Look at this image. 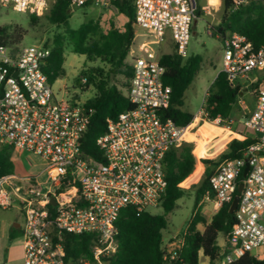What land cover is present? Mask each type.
Wrapping results in <instances>:
<instances>
[{"label": "built area", "instance_id": "2783aa9c", "mask_svg": "<svg viewBox=\"0 0 264 264\" xmlns=\"http://www.w3.org/2000/svg\"><path fill=\"white\" fill-rule=\"evenodd\" d=\"M56 1L0 0V7L40 17ZM67 1L75 9L91 4L113 8L114 0ZM232 1L238 6L250 0ZM195 11L194 0L134 1V27L145 32L146 40L130 47L132 77L124 96L131 108L106 119V131L96 140L100 159L81 149L91 109L85 103L57 100L42 71L50 48L0 46V145L39 158L40 174L46 176L43 183L40 175L25 176L19 179L21 184L12 182L17 178L13 174L0 177V210L18 202L23 215L21 264H66L57 240L62 233L94 235L93 261L80 259L77 264H103L102 259L117 250L116 224L122 212L129 210L139 217L149 208L160 207L167 187L165 155L185 141L182 137L189 125L180 127L163 119L171 89L162 82L165 69L153 46L165 43L169 34L177 55L186 58ZM208 34L212 35L210 29ZM216 38L222 49L219 73L231 87H251L255 96L254 108L242 123L256 135L255 144L242 158L223 161L216 168L199 203L212 204L217 212L232 201L242 184L234 225L220 246L222 262L230 264L264 247V156H260L264 152V45L255 50L237 33ZM255 72L261 73L260 78L245 84ZM85 83L82 78L81 84ZM237 103L245 110L241 98ZM204 116L201 107L192 122H205ZM179 248L180 244L169 246L165 258L173 260Z\"/></svg>", "mask_w": 264, "mask_h": 264}, {"label": "trees", "instance_id": "16d2710c", "mask_svg": "<svg viewBox=\"0 0 264 264\" xmlns=\"http://www.w3.org/2000/svg\"><path fill=\"white\" fill-rule=\"evenodd\" d=\"M134 1L114 0L113 8L126 21L122 29L110 24L106 31H102L99 23L89 20L77 29L68 28V19L72 9L67 0H57L50 7L43 18L48 24L65 28L64 32L55 34L44 45L50 48V56L42 69L48 82L52 85L64 76L63 62L66 46L71 52L84 56L87 61H100L107 69L94 67L81 70L76 76V86L87 89L95 88V95L85 102L86 108L91 109L86 131L82 137L81 149L83 153L95 159H100V152L96 140L106 131V119H114L121 112L129 110L128 99L112 84L117 76H123L129 86L132 68L126 63L130 47L133 42ZM195 16H201L197 0ZM221 17L219 23L210 28L212 36L225 37L232 33L244 36L255 50L264 45V0H250L236 6L232 0H221ZM31 21L40 17L29 16ZM25 31L19 26H0V46L14 47L25 37ZM159 63L165 72L162 78L164 85L171 89L169 107L163 111V119L174 122L177 126L186 127L193 114L183 110L184 95L200 69L202 58L199 55L181 58L175 52L158 55ZM85 78L86 83L81 84ZM243 87H231L222 73H218L207 90L202 104L205 121L213 122L219 119L218 125L231 127V112L237 103V98L243 93ZM256 140L246 137L244 140L233 139L227 143L225 150L216 159H199L195 157L193 145L183 142L171 148L164 158V172L167 181L165 194L160 207L163 215L144 213L139 217L126 210L117 221L118 235L117 250L109 257L103 258V264H199V254L207 258L209 264L222 261L220 246L217 243L219 235L226 238L234 225V214H229L230 203H225L209 221L202 214L200 203L206 191L209 190V179L216 168L227 160L239 159L244 156L248 147ZM16 150L10 146L0 145V177L14 173L13 154ZM264 156V152H260ZM211 166L203 171L202 180L195 192L194 210L184 234H180V248L173 260L166 259V252L162 248V231L166 229L165 216L171 213L176 202L184 194V182L191 175L194 167L199 164ZM242 178V177H240ZM236 191L233 197L236 195ZM198 225H203L200 232ZM19 233L11 227L9 238L13 239ZM65 251L66 264H77L80 259L93 261L92 234L62 233L57 239ZM230 264H264L249 253L243 254Z\"/></svg>", "mask_w": 264, "mask_h": 264}, {"label": "rangeland", "instance_id": "374dc122", "mask_svg": "<svg viewBox=\"0 0 264 264\" xmlns=\"http://www.w3.org/2000/svg\"><path fill=\"white\" fill-rule=\"evenodd\" d=\"M203 2H205V0H202V3ZM207 2L212 7H217L219 5V0H207ZM200 12L201 16L196 18L195 23L192 24L190 39L187 46L188 56L199 55L202 58L200 69L184 95L183 110L193 114V117L202 107L207 90L220 71L222 55L219 40L208 34V29L215 26L220 20L221 7L216 11L203 9L201 7ZM29 16L30 15L26 13H18L12 8L0 7V26H19L26 34L23 40L13 48L44 44L47 40H51L55 34L62 33L65 30L63 27H56L48 24L43 16H40V19L37 21H31ZM89 20L97 21L102 31H106L110 24L115 28L122 29L126 21V19L122 15H119L114 8H104L100 5L91 4L87 7L72 9L71 16L68 19V28L73 30L77 29L82 23ZM134 30V44L146 40L142 35L145 33L144 31L136 28ZM153 49L157 55L171 53L174 50V44L170 35H166L165 43L153 46ZM129 59L130 57L128 56L126 59L127 64H129ZM97 66L107 69L100 61L89 62L84 56L72 53L71 47L66 46L63 62L64 76L57 79L52 84L55 98L57 100L69 99L78 104H83L92 99L96 92L95 88L89 86L87 89H82V87L75 85L74 80L81 70ZM260 75L261 73L255 72L251 74L249 79L244 81V83L248 84L255 78H260ZM126 82L127 80L123 76H117L112 80V84H114L123 95L126 93V87L124 86ZM249 96L252 97L251 95ZM247 97L248 96H244L243 101L248 109H250ZM247 115L248 110H240L238 105L235 104L231 112L233 121L230 122L232 127L231 130L235 133L242 132L247 134L248 132L243 128L242 124ZM193 127L196 129L188 132V130ZM220 127L225 128L223 126L218 127V122L216 121L200 122L198 125L196 121H191L182 138L193 145L195 157L199 159H216L225 144L227 145L232 139L242 140L240 136H236L230 131L223 130ZM231 137L232 139H230ZM13 162L15 167L14 175L17 177L12 180L13 183L21 184L20 178L37 175H40V182H45L46 176L40 174L43 169V164L39 158L24 151L16 150L13 154ZM210 167L211 166L202 163L194 167L193 172L183 184V196L177 200L175 209L165 216L167 225L166 229L162 231V248L165 252L168 251L169 246L180 244V240H176V238L178 235L184 234L185 232L194 210L196 189L201 183L203 171ZM45 187L46 185H42L41 190H44ZM201 206L202 214L206 220L209 221L213 216V211H211L207 203H203ZM148 212L152 215H163L161 207L149 208ZM13 220L21 223V215L16 208H11L6 211L0 210V264H21L22 239L20 233L15 235L13 239H10L8 236ZM197 229L202 232L204 227L203 225H198ZM224 239V236L219 235L217 239V242L220 244L219 246L223 244ZM260 251L264 254V247H260ZM252 253L254 254L255 251H252ZM199 264H209V261L199 254ZM213 264L224 263L222 261H216Z\"/></svg>", "mask_w": 264, "mask_h": 264}, {"label": "crops", "instance_id": "0c3cea01", "mask_svg": "<svg viewBox=\"0 0 264 264\" xmlns=\"http://www.w3.org/2000/svg\"><path fill=\"white\" fill-rule=\"evenodd\" d=\"M221 0H219V5L217 6V7H212V6H210L209 4H208V2H207V0H205V2H203L202 3V0H197V4H198V6H199V8H200V10H201V7L204 9H211V10H214V11H216L217 9H219L220 7H221ZM125 23V22H124ZM194 23H195V21H194ZM219 23V22H218ZM250 88V89H249ZM247 87V88H244L243 89V93H241L240 95H239V97L238 98H241V100L243 101V97L244 96H248L247 97V100H248V105L250 106L249 108L250 109H248V107H247V105L245 104V102H244V105H245V109L246 110H248V113L254 108V104H255V96H254V94H253V92H252V88L251 87ZM248 91H249V93H248ZM249 95H251L252 97H250ZM237 98V99H238ZM237 105H238V107H239V109L240 110H243L244 111V107L243 106H241V105H239L238 103H236ZM232 121V119L230 120V122ZM233 122V121H232ZM218 127H219V125H218ZM220 128H222V127H220ZM196 129V128H195ZM223 130H228V131H230L231 133H233L234 135H236V136H240L241 138H242V140H244L246 137H250V138H252V139H256V135L254 134V133H252V132H250V131H248V130H246L248 133L247 134H244V133H242V132H238V133H235L234 131H232L231 130V128L230 127H225V128H222ZM234 137V136H233ZM230 139H232V137L230 138ZM233 140V139H232ZM187 142V141H186ZM227 143V142H226ZM225 147H226V144H225V146H224V148L222 149V151L225 149ZM222 151H220L219 152V154L222 152ZM218 154V155H219ZM15 168V167H14ZM13 175H14V173H13ZM208 206L210 207V209H211V211H213L212 212V215L214 214V213H216V211L214 210V208H213V205L212 204H208ZM11 208H16V210L20 213V215H21V223H18V221H16V220H13V222L11 223V226H10V229H11V227H13V228H15V229H18L19 230V233H20V226H21V224H22V222H23V215H22V211H21V207H20V204L18 203V202H14V204L10 207V208H8V209H11ZM206 208H208V207H206ZM8 209H6V210H8ZM6 210H2V211H6ZM10 233V232H9ZM9 236V235H8ZM218 243V242H217ZM218 245H220L219 243H218ZM253 251H255V253L253 254L252 252L250 253L252 256H254V257H256L257 259H259V260H262V259H264V254L260 251V248H258V249H255V250H253ZM21 258H22V246H21Z\"/></svg>", "mask_w": 264, "mask_h": 264}, {"label": "water", "instance_id": "95a60500", "mask_svg": "<svg viewBox=\"0 0 264 264\" xmlns=\"http://www.w3.org/2000/svg\"><path fill=\"white\" fill-rule=\"evenodd\" d=\"M247 170H248V166L246 165L245 168H244V171H243V176H245ZM241 189H242V184H239L238 187H237V194L233 197V199H232V201L230 203V206H229V209H228V213L229 214H233L234 210L237 207L238 200H239V195L238 194L241 192ZM50 203L53 205L54 204L53 200ZM179 237H180V235H178V237L176 239H178Z\"/></svg>", "mask_w": 264, "mask_h": 264}, {"label": "bare ground", "instance_id": "6f19581e", "mask_svg": "<svg viewBox=\"0 0 264 264\" xmlns=\"http://www.w3.org/2000/svg\"><path fill=\"white\" fill-rule=\"evenodd\" d=\"M186 131V130H185ZM185 133V132H184ZM184 135V134H183Z\"/></svg>", "mask_w": 264, "mask_h": 264}]
</instances>
